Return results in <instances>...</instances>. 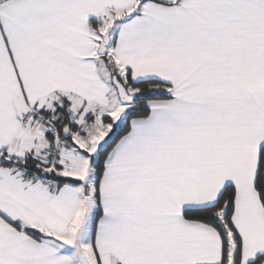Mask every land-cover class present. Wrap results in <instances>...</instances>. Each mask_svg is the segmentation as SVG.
Listing matches in <instances>:
<instances>
[{
    "label": "snow or ice",
    "instance_id": "snow-or-ice-1",
    "mask_svg": "<svg viewBox=\"0 0 264 264\" xmlns=\"http://www.w3.org/2000/svg\"><path fill=\"white\" fill-rule=\"evenodd\" d=\"M0 264H264V0H0Z\"/></svg>",
    "mask_w": 264,
    "mask_h": 264
}]
</instances>
